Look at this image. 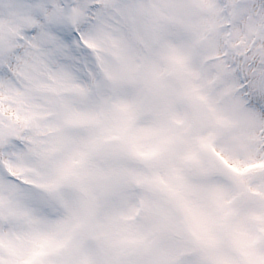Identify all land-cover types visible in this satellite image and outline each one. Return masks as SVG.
<instances>
[{
    "label": "snow or ice",
    "instance_id": "obj_1",
    "mask_svg": "<svg viewBox=\"0 0 264 264\" xmlns=\"http://www.w3.org/2000/svg\"><path fill=\"white\" fill-rule=\"evenodd\" d=\"M0 264H264V0H0Z\"/></svg>",
    "mask_w": 264,
    "mask_h": 264
}]
</instances>
